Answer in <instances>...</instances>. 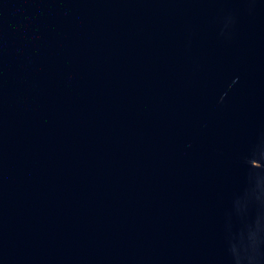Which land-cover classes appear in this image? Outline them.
<instances>
[{"label": "water", "instance_id": "95a60500", "mask_svg": "<svg viewBox=\"0 0 264 264\" xmlns=\"http://www.w3.org/2000/svg\"><path fill=\"white\" fill-rule=\"evenodd\" d=\"M0 264H264V0H0Z\"/></svg>", "mask_w": 264, "mask_h": 264}]
</instances>
